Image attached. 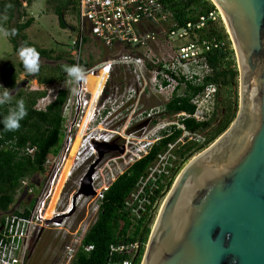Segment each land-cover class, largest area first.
Returning a JSON list of instances; mask_svg holds the SVG:
<instances>
[{"label": "trees", "instance_id": "obj_1", "mask_svg": "<svg viewBox=\"0 0 264 264\" xmlns=\"http://www.w3.org/2000/svg\"><path fill=\"white\" fill-rule=\"evenodd\" d=\"M160 1L173 13L179 26L187 22L197 25L200 16L207 17L210 11L215 10L211 0ZM31 2V0H26V6ZM9 4L12 5L11 8L7 7ZM75 4L76 0H60L55 7L60 25L65 23L61 16L67 10L71 9L75 14ZM33 22L34 18L27 15L20 0H0V27L9 30L16 29L18 33L16 36L8 37L13 53L18 54L22 45L30 46L37 50L40 59L61 61L63 55L53 56L54 50L42 48L28 39L25 30ZM187 42L202 47L208 46V50H204V56L209 72L202 77L200 82L176 77L177 83L168 101L163 104L162 111L167 116H176L181 112L189 116H178L176 123L164 127L159 132V137L149 145L146 153L118 175L102 192V197L98 200L95 220L83 235L70 264H115L125 260H131L132 264H140L156 216L155 214L142 215L139 219H135L125 204L134 191L138 179L147 174L148 169L156 163L158 156L168 149L169 144H175L173 153L186 163L195 154L208 147L235 118L238 107L236 86L238 68L222 18L220 16L214 20L209 18L203 26L198 28L194 26ZM63 53L67 56L66 63H60L56 73L46 76L40 75L41 67L37 74H27L21 61L16 65L5 62L0 68V94L3 93L4 88H7L12 95L11 103L0 105V121H3L9 111L16 107V102L19 100L24 101L27 110V115L20 121V128L17 131H5L3 123L0 122V212L2 214L0 224L3 223L5 214L10 211V206L16 202L18 191L23 190L22 182L36 174L44 177L48 175V166L45 162L59 152L65 130L62 107L66 100L67 90L59 88L55 99L48 103L45 109H37L35 106L38 100L46 95L47 90H16L18 75L24 73L28 78H37L39 83L49 84L60 81L64 74L63 66L73 64L71 55L67 51ZM100 60L102 59H95L93 55H89L81 61L80 65L88 67ZM196 78L197 76L194 75L193 79ZM206 85H214L216 88L213 111L207 120L196 121L192 117L195 105L191 100L201 93ZM184 132L200 135L202 139H189L184 136L185 139L181 142L178 139ZM27 148H32L33 152L28 153ZM182 167L168 182L158 187L154 201L164 198ZM26 185L28 188L29 186L34 188L32 183ZM34 201L33 198L22 211L16 208L11 211L19 216H27ZM158 206L159 203L155 207L156 212ZM134 243H137L136 248L133 247ZM120 245L124 246L122 250L117 249ZM88 246L91 248L86 249Z\"/></svg>", "mask_w": 264, "mask_h": 264}, {"label": "built area", "instance_id": "obj_2", "mask_svg": "<svg viewBox=\"0 0 264 264\" xmlns=\"http://www.w3.org/2000/svg\"><path fill=\"white\" fill-rule=\"evenodd\" d=\"M214 6L215 10L210 11L207 17L203 15L199 17L197 25L187 22L179 26L173 13L160 0H76V11L71 28L73 38L71 45L66 49L71 55L72 65H80L81 61L88 58L89 55L87 57L84 55V49L95 42L111 53V56L105 57L94 65L83 67L86 75L97 74L100 70L104 71L106 75L103 87L94 101L88 126L94 122L103 123L102 120H105L107 114L114 108L127 107L128 103H133L145 91L143 85V88L141 85L137 88L134 84H125L122 83L123 81L115 83L111 79L112 75H132L137 84L143 81L145 76L152 75L154 85L158 89L166 90L171 87L172 91L177 83L176 77L200 82L202 77L209 72L204 56V50H208V46L202 47L187 42V39L194 26L198 28L203 26L206 19L214 20L220 16L218 8L216 5ZM194 75L197 76L196 79H193ZM58 84L59 87L55 88V93H53L54 89L49 90L46 87V90L50 91L49 93H53L52 100L47 98L49 93H46L38 100L35 107L45 109L46 105L55 99L59 88L67 90L66 100L62 107L64 137L59 152L45 162L48 166L49 177L47 186L44 193L35 199L29 214L27 216H19L12 212L5 214L3 223L0 224V264H27L31 247L40 238L43 230L59 229L60 225L64 224L63 220H55L63 212L58 213L54 210L53 216L46 218L45 211L51 198L53 186L70 152L71 144L92 97L86 87L85 80L73 85L69 82L65 72ZM74 87L78 89V92L72 91ZM215 91L214 85H206L205 89L191 100L195 105L192 117L196 121H204L210 117L213 111ZM40 100L45 101L42 107L38 105ZM178 116L187 117L189 115L181 112ZM180 127L182 126L180 125ZM183 135L190 139H202L200 135L188 132H184ZM113 137L112 131L88 132L86 129L72 160L67 180L77 170L83 169V165H86L88 161L93 166L91 187L97 191L98 188L94 187V184L103 175H97V168L105 159L102 156L98 160L94 142L107 143ZM178 140L181 141V138ZM174 145L169 144L168 149L158 156V160L148 169L147 174L138 179L134 191L125 202L135 219H139L142 215L155 214L156 216L155 207L161 201L153 199L156 190L160 185L168 182L184 165L183 159L173 153ZM148 147L143 150L144 154ZM26 150L30 154L33 152L32 148ZM136 152L131 154L132 163L142 156L139 151ZM120 157L119 159H124L125 154H121ZM111 160L108 159V162L106 161L102 167L106 180L99 188L97 200L102 197V192L111 185L116 177L132 164L128 163L130 165L124 169L118 166L113 169L109 162ZM87 169L88 166L84 170L87 172ZM25 182L23 181L22 184ZM28 193H32V189L27 186L26 194ZM97 209L98 203L96 212ZM78 246L74 248L66 246L65 260L67 264L72 261ZM133 247L136 248L137 243H134ZM90 248L91 246H88L86 249ZM123 248L124 246L120 245L117 249L122 250ZM115 264L132 263L131 260H125Z\"/></svg>", "mask_w": 264, "mask_h": 264}, {"label": "water", "instance_id": "obj_3", "mask_svg": "<svg viewBox=\"0 0 264 264\" xmlns=\"http://www.w3.org/2000/svg\"><path fill=\"white\" fill-rule=\"evenodd\" d=\"M213 1L224 13L236 57L237 112L179 171L140 264H264V0ZM94 143L99 160L109 149ZM92 172L73 199L94 195Z\"/></svg>", "mask_w": 264, "mask_h": 264}, {"label": "rangeland", "instance_id": "obj_4", "mask_svg": "<svg viewBox=\"0 0 264 264\" xmlns=\"http://www.w3.org/2000/svg\"><path fill=\"white\" fill-rule=\"evenodd\" d=\"M31 1V4L28 6H26V0L22 2V6L25 7L27 15L34 18V22L25 30L28 39L42 48L54 50L53 56L58 54L64 56L61 61L47 60L44 58L40 59V75L46 76L50 73H56L60 63H66L65 58L67 56L63 52H65L68 46L71 45L73 38V33L69 27L73 25L74 13L71 11V9L67 10L64 13L65 23L60 25L55 12V7L59 4L60 0ZM84 55L85 57L88 55H93L95 59H104L105 57L111 56V53L105 51V49L101 47L99 43L95 42L93 45L89 44L85 47ZM19 61L18 54L13 53L12 51V44L9 42L8 37H4L2 34H0V68L5 62H10L16 65ZM98 78L99 75H86V87L89 90L92 98L90 105L79 124L81 129L78 131V133H81V137L85 131V127L89 124L94 101L104 84V82L101 81V83L98 85ZM111 79L115 83H120L123 81L122 83L125 84H134L137 88L140 85L142 88L144 86L145 91L139 95V97L136 98L133 103H128L127 107L114 108L110 113L107 114L105 120H102L103 123L98 124L97 122H94L88 126V132L112 131V134L114 135L111 141L104 143L106 146L101 145V147H99L103 150H109L103 154L105 160L100 164L99 168H97V175L99 176L100 174H103L100 176L98 182L94 184V187L98 189L95 191L92 188L95 192L94 195L85 196L83 194H78L75 199H73V196L76 195L80 188L82 178L89 171L91 164H89L87 161V164L83 165V169L81 168L80 170H77L69 178V180H67V177L72 162H70L67 167L66 164H63L62 170L53 186L51 198L45 211V217H52L54 210L58 211V213L63 212L59 215H62L61 220H63L64 224H61L59 229L50 228L43 230L40 238L36 240L31 247L27 264H67L65 260L66 246H72L73 248L77 247L80 244V241L86 230L95 220L96 207L98 203L97 197L100 191L99 188L102 186L103 181L106 180L105 171H102V167L106 161L108 162V159H112L109 162L110 165L113 166V169H115L117 166L121 167V169H124V167H127V165L132 163L131 154L137 153L136 151H139L140 155H143V150H146V147H148L159 137V132L167 125L176 123L177 121L178 115L167 116L164 115L162 111L163 104L168 101L171 95V87L167 88L166 90L158 89L157 86L154 85L152 75L145 76V79L140 81L138 84L136 83L135 78L133 79L132 75H112ZM24 80H26L25 84H21V87L18 89L30 91L33 89H46V87H48L49 90L54 89L53 93H55V88L59 87V81H54L49 84L39 83L37 78L31 79L26 77L24 73H19L18 83H22ZM236 86L238 90V79ZM49 90L47 93L50 92ZM53 93H49L47 98L52 100ZM44 103L45 101L40 100L38 105L42 107ZM184 136L185 135H182L181 142L184 141ZM121 149L122 151H120ZM121 154H125V158L122 160L119 159L121 158ZM87 166L89 169H87L86 172L84 169L85 167L87 168ZM48 179V175L44 177L40 174H36L32 178L26 180L25 184L32 183L34 185V188L29 186V188L32 189V193L25 194L19 205L16 206L17 200L21 195V190L18 191L16 194V202L10 206V211L7 213H11V210L14 208L22 211L24 206L33 198L37 199L39 196H41L45 191ZM66 180L67 182L64 185ZM25 184H23V189L24 187H27ZM29 194L31 195V198H28ZM163 199H161L159 203L157 213L163 202ZM70 207L73 208L69 210ZM1 216L2 214L0 212V217ZM55 220L59 221L58 219ZM63 236L65 237L63 238Z\"/></svg>", "mask_w": 264, "mask_h": 264}, {"label": "clouds", "instance_id": "obj_5", "mask_svg": "<svg viewBox=\"0 0 264 264\" xmlns=\"http://www.w3.org/2000/svg\"><path fill=\"white\" fill-rule=\"evenodd\" d=\"M8 8H11L12 5H7ZM0 34L4 37L16 36V29H7L4 27H0ZM18 58L22 62L24 70L27 74H37L40 70V54L34 47L30 46H21L18 50ZM64 72L67 74L69 78V82L73 85L78 84L79 82L86 79V71L85 69L76 64V65H65L63 66ZM72 91L74 93L78 92L77 88H73ZM12 101V95L10 94V90L4 88L2 94H0V105L9 104ZM27 115V110L25 107V103L23 100H19L16 102V107L9 111V114L4 117L3 123L5 131H17L20 128V121L25 118Z\"/></svg>", "mask_w": 264, "mask_h": 264}, {"label": "bare ground", "instance_id": "obj_6", "mask_svg": "<svg viewBox=\"0 0 264 264\" xmlns=\"http://www.w3.org/2000/svg\"><path fill=\"white\" fill-rule=\"evenodd\" d=\"M213 1V0H212ZM213 3L214 4H216L214 1H213ZM216 7L218 8V10H219V14H220V16H221V18H222V20L224 21V23H226V19H225V16H224V13H223V11L218 7V5L216 4ZM88 75H99V78H98V85L101 83V81L102 82H104L105 81V78H106V75H105V73H104V71H102V70H100V71H98L97 72V74H88ZM83 123V122H82ZM81 123V124H82ZM101 128V127H100ZM80 129H81V127L79 126V128H78V130H77V134L75 135V137H74V141L72 142V144H71V149H70V152H69V154H68V156H67V158H66V160H65V163L64 164H66V167L70 164V162H72V161H70V160H72L73 159V157L75 156V153H76V150H77V148H78V146H79V140H80V137H81V133H78V131H80ZM87 129V126L85 127V130ZM126 150V149H125ZM93 168V167H92ZM89 169V168H88ZM92 178V177H91ZM73 208V207H72Z\"/></svg>", "mask_w": 264, "mask_h": 264}, {"label": "flooded vegetation", "instance_id": "obj_7", "mask_svg": "<svg viewBox=\"0 0 264 264\" xmlns=\"http://www.w3.org/2000/svg\"><path fill=\"white\" fill-rule=\"evenodd\" d=\"M22 192H23V190L21 191V194H22ZM20 196H21V195H20ZM20 196H19V199L17 200L16 206L19 205V203H20V201H21V200H20ZM28 198H31V195H30V194L28 195ZM22 199H23V198H22Z\"/></svg>", "mask_w": 264, "mask_h": 264}, {"label": "crops", "instance_id": "obj_8", "mask_svg": "<svg viewBox=\"0 0 264 264\" xmlns=\"http://www.w3.org/2000/svg\"><path fill=\"white\" fill-rule=\"evenodd\" d=\"M70 28V27H69ZM70 30H71V28H70Z\"/></svg>", "mask_w": 264, "mask_h": 264}]
</instances>
